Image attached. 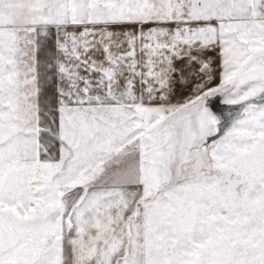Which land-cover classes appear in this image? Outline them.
Masks as SVG:
<instances>
[{"label": "snow or ice", "instance_id": "1", "mask_svg": "<svg viewBox=\"0 0 264 264\" xmlns=\"http://www.w3.org/2000/svg\"><path fill=\"white\" fill-rule=\"evenodd\" d=\"M0 264H264V0H0Z\"/></svg>", "mask_w": 264, "mask_h": 264}]
</instances>
